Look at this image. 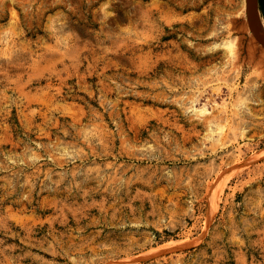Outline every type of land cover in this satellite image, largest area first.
Segmentation results:
<instances>
[{"label": "rangeland", "instance_id": "obj_1", "mask_svg": "<svg viewBox=\"0 0 264 264\" xmlns=\"http://www.w3.org/2000/svg\"><path fill=\"white\" fill-rule=\"evenodd\" d=\"M245 11L0 0V264H264Z\"/></svg>", "mask_w": 264, "mask_h": 264}, {"label": "water", "instance_id": "obj_2", "mask_svg": "<svg viewBox=\"0 0 264 264\" xmlns=\"http://www.w3.org/2000/svg\"><path fill=\"white\" fill-rule=\"evenodd\" d=\"M257 8H258V0H246V18H247L248 26L252 34L256 38V40L262 46L261 48L264 49V39L260 37L256 29V18L258 16Z\"/></svg>", "mask_w": 264, "mask_h": 264}, {"label": "bare ground", "instance_id": "obj_3", "mask_svg": "<svg viewBox=\"0 0 264 264\" xmlns=\"http://www.w3.org/2000/svg\"><path fill=\"white\" fill-rule=\"evenodd\" d=\"M245 8H246V0H245ZM246 12V11H245ZM256 29L258 31V34L260 35V37H262L264 39V22L261 19L260 16H257L256 18ZM251 51V50H250ZM254 58V57H253ZM252 59V58H251ZM260 59H258L259 61ZM263 60V59H261ZM264 61V60H263ZM261 62V61H260ZM258 63V62H257ZM264 64V62H263ZM209 125V123H207Z\"/></svg>", "mask_w": 264, "mask_h": 264}, {"label": "trees", "instance_id": "obj_4", "mask_svg": "<svg viewBox=\"0 0 264 264\" xmlns=\"http://www.w3.org/2000/svg\"><path fill=\"white\" fill-rule=\"evenodd\" d=\"M260 2H261V8H262L263 16H264V0H260Z\"/></svg>", "mask_w": 264, "mask_h": 264}]
</instances>
